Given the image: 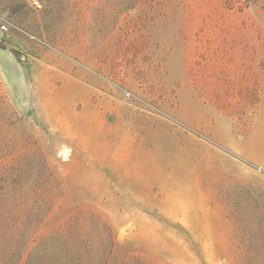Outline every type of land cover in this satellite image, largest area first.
Returning a JSON list of instances; mask_svg holds the SVG:
<instances>
[{"label": "rangeland", "instance_id": "obj_1", "mask_svg": "<svg viewBox=\"0 0 264 264\" xmlns=\"http://www.w3.org/2000/svg\"><path fill=\"white\" fill-rule=\"evenodd\" d=\"M0 202L35 264H264V0H0Z\"/></svg>", "mask_w": 264, "mask_h": 264}, {"label": "trees", "instance_id": "obj_2", "mask_svg": "<svg viewBox=\"0 0 264 264\" xmlns=\"http://www.w3.org/2000/svg\"><path fill=\"white\" fill-rule=\"evenodd\" d=\"M44 212L43 206L38 204L18 205L0 202V264H35L32 258V253L35 250L33 239L36 225L44 216ZM103 225L108 228L104 221ZM104 241L106 239H102L100 242ZM84 246L92 248L91 252H87L88 248L85 250L90 256L93 254L89 262L98 264L100 256H96V254L99 252L94 251V246L91 244ZM83 252V247L77 249L75 243L69 242L64 249L63 256H65L67 264H72L73 259L82 260ZM36 264H42V262L36 261Z\"/></svg>", "mask_w": 264, "mask_h": 264}, {"label": "built area", "instance_id": "obj_3", "mask_svg": "<svg viewBox=\"0 0 264 264\" xmlns=\"http://www.w3.org/2000/svg\"><path fill=\"white\" fill-rule=\"evenodd\" d=\"M2 27H3V28H5V26H4V25H3Z\"/></svg>", "mask_w": 264, "mask_h": 264}]
</instances>
